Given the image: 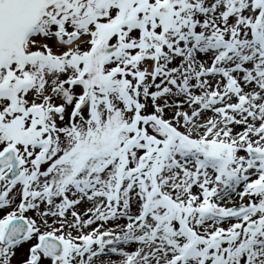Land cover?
Masks as SVG:
<instances>
[{
    "label": "snow or ice",
    "instance_id": "1",
    "mask_svg": "<svg viewBox=\"0 0 264 264\" xmlns=\"http://www.w3.org/2000/svg\"><path fill=\"white\" fill-rule=\"evenodd\" d=\"M0 264H264V0H0Z\"/></svg>",
    "mask_w": 264,
    "mask_h": 264
}]
</instances>
